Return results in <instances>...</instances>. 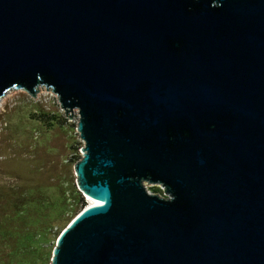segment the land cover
I'll return each instance as SVG.
<instances>
[{"label":"water","instance_id":"water-1","mask_svg":"<svg viewBox=\"0 0 264 264\" xmlns=\"http://www.w3.org/2000/svg\"><path fill=\"white\" fill-rule=\"evenodd\" d=\"M43 89L83 141L50 264H264V0H0V98Z\"/></svg>","mask_w":264,"mask_h":264},{"label":"rangeland","instance_id":"rangeland-1","mask_svg":"<svg viewBox=\"0 0 264 264\" xmlns=\"http://www.w3.org/2000/svg\"><path fill=\"white\" fill-rule=\"evenodd\" d=\"M35 97L0 98V264H50L85 201L74 173L78 114L70 122L52 92Z\"/></svg>","mask_w":264,"mask_h":264},{"label":"trees","instance_id":"trees-1","mask_svg":"<svg viewBox=\"0 0 264 264\" xmlns=\"http://www.w3.org/2000/svg\"><path fill=\"white\" fill-rule=\"evenodd\" d=\"M153 192L155 193V194H159L160 192H161V189L158 187V186H155L154 188H153Z\"/></svg>","mask_w":264,"mask_h":264},{"label":"built area","instance_id":"built-area-1","mask_svg":"<svg viewBox=\"0 0 264 264\" xmlns=\"http://www.w3.org/2000/svg\"><path fill=\"white\" fill-rule=\"evenodd\" d=\"M150 186H154V185H150ZM156 186H158L161 190H162V188L159 186V185H156ZM149 191V190H148ZM150 192V191H149Z\"/></svg>","mask_w":264,"mask_h":264},{"label":"bare ground","instance_id":"bare-ground-1","mask_svg":"<svg viewBox=\"0 0 264 264\" xmlns=\"http://www.w3.org/2000/svg\"><path fill=\"white\" fill-rule=\"evenodd\" d=\"M1 104V103H0Z\"/></svg>","mask_w":264,"mask_h":264}]
</instances>
